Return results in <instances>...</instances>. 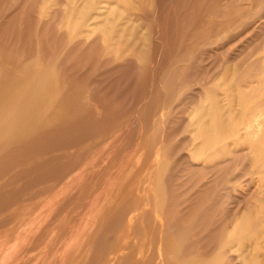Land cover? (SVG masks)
<instances>
[{
  "label": "rangeland",
  "instance_id": "1",
  "mask_svg": "<svg viewBox=\"0 0 264 264\" xmlns=\"http://www.w3.org/2000/svg\"><path fill=\"white\" fill-rule=\"evenodd\" d=\"M207 262L264 264V0H0V264Z\"/></svg>",
  "mask_w": 264,
  "mask_h": 264
},
{
  "label": "bare ground",
  "instance_id": "2",
  "mask_svg": "<svg viewBox=\"0 0 264 264\" xmlns=\"http://www.w3.org/2000/svg\"><path fill=\"white\" fill-rule=\"evenodd\" d=\"M193 263H194V262H193ZM197 263H198V262H197ZM197 263H196V264H197ZM199 263H200V262H199ZM204 263H206V262H204ZM207 263H208V264H210L211 262H210V263H209V262H207Z\"/></svg>",
  "mask_w": 264,
  "mask_h": 264
}]
</instances>
